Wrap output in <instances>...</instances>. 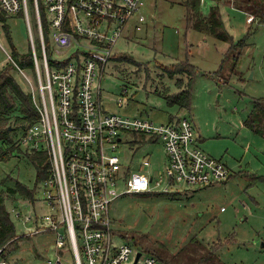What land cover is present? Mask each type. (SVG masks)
I'll return each mask as SVG.
<instances>
[{"label":"rangeland","instance_id":"374dc122","mask_svg":"<svg viewBox=\"0 0 264 264\" xmlns=\"http://www.w3.org/2000/svg\"><path fill=\"white\" fill-rule=\"evenodd\" d=\"M236 2L205 0L198 15L192 0H147L141 31L135 26V15L115 47L117 56L131 55L138 65L111 62L101 81L104 111L122 116L143 113L158 123H167L175 115L186 117L192 120L202 149L224 161L233 173L228 182L179 186L180 191H174L177 195L130 194L111 205L113 227L119 235H128L126 241L137 249L142 250L143 245L158 251L166 257V264H201L211 249L223 264H264V137L245 123L254 100L264 98V25H259L257 18L249 23L247 19L253 14L237 8ZM215 5L220 6L228 33L235 42L246 39L245 46L232 47L230 42L196 28L195 21H204ZM31 10V28L23 14L0 20V44L11 53L13 47L27 53L32 41L39 43L32 6ZM66 58L65 54L59 57ZM7 59L0 45V67ZM180 62H190L198 69L188 111L169 107L160 94L166 88L177 92V78L187 84L188 76L176 75L171 80L161 68ZM25 72L28 78L19 71L15 76L23 89L33 93L35 78L30 71ZM98 82L99 77L95 87ZM119 100L124 102L122 106ZM21 130L13 134L15 141ZM137 139L143 140L140 136ZM21 149L0 161V194L7 198L6 207L19 234L7 246L4 257L9 264H76L68 240L67 246L59 249L55 233L31 232L34 225L27 219L44 214L40 211L44 197L36 184V169L28 159L31 153ZM120 156L132 168L148 156L152 175L165 164L161 143L140 146L134 141L122 147ZM21 182L34 190L37 186L36 201L10 192L9 188ZM17 211L22 218L16 216ZM117 241H122L121 237Z\"/></svg>","mask_w":264,"mask_h":264},{"label":"built area","instance_id":"2783aa9c","mask_svg":"<svg viewBox=\"0 0 264 264\" xmlns=\"http://www.w3.org/2000/svg\"><path fill=\"white\" fill-rule=\"evenodd\" d=\"M146 1L0 0V20L23 14L29 26L32 6L39 32V43L32 41L30 49L33 103L39 118L20 133L15 146L47 155L48 165H44L47 175L39 180L44 214L30 215L27 222L34 225L31 232L55 233L59 249L68 240L76 264H164L119 235L111 205L130 194H171L180 191L179 186L228 182L233 174L224 161L202 149L193 122L186 117L158 123L145 115L104 111L101 81L133 16L137 15V31L143 28ZM247 20L255 21L253 15ZM0 45L7 63L28 78L27 70ZM64 54L67 58L60 60ZM134 141L161 143L164 167L152 175L148 156L137 168L124 164L120 150ZM15 214L22 218L20 212ZM119 237L122 241H117ZM5 253L0 248V264H9ZM137 253H141L138 262Z\"/></svg>","mask_w":264,"mask_h":264},{"label":"trees","instance_id":"16d2710c","mask_svg":"<svg viewBox=\"0 0 264 264\" xmlns=\"http://www.w3.org/2000/svg\"><path fill=\"white\" fill-rule=\"evenodd\" d=\"M236 1L237 8H239L240 10L243 9L247 13L253 14L254 20L255 18H257L259 20V25H264V0ZM200 4V0H192L191 6L194 7L198 15H200ZM246 12L245 14L247 15ZM222 18L223 17H221L220 6L215 5L211 8L210 15L204 21L202 19L195 21V26L198 30L203 32L205 31L216 37L218 40L230 42L232 44V47L236 46V44L240 47L245 46L246 39H242L238 42L234 41V37L231 36L226 30L225 23ZM6 32L8 34V39L10 42V30L7 28ZM11 54L21 68L33 72L34 63L30 50L27 53H20L13 47ZM113 60L114 62H124L138 65V62L135 60V58L128 54H120L118 56H115ZM51 63L53 64L54 61H52ZM161 68L165 70V74L169 79L173 80L176 75H186L188 76V82L186 85H184L183 81H180L181 78H177V92L171 93V88L163 89V93H160V91L157 90L156 92L160 93L163 96L164 101H166L169 107H178L179 110H190L193 101V81L198 72V69L190 62H180L174 64V66L170 68L161 65ZM15 72L17 73V69L13 63H7L6 65H4L0 72V161L7 160L13 155V152H19L22 150L21 147L15 146V136H13V134H15L20 129H22L21 131L26 130L28 127L35 124V121H37L39 118V112L36 105L33 103L32 93L27 92L25 89H23L22 85L19 83L15 76ZM140 114L142 116H148L143 113ZM250 114L251 115L245 122L246 125L252 131L264 137V98L254 100V106ZM180 118L182 117L177 115L172 116L167 121V123L175 122V120H178ZM11 122L14 123V126L11 124ZM144 143L145 141L141 143L140 146L144 145ZM28 159H30L29 162L36 169V184H39V180L47 175L45 173L47 167L44 168V165H48V156L42 153L35 152L28 154ZM232 178L233 177L231 176V179ZM18 184L19 183H17V186ZM17 186L9 188L10 192L15 194L17 193L20 196H25L27 198H30L31 200H35L34 193L36 192L37 186L35 187V190L31 189L29 186L23 184L22 182L19 184V188ZM153 194L161 196V194L165 193L161 192ZM6 200L7 198H4V195L0 194V248L4 250H7V246L17 240L19 236L12 215L6 207ZM122 238L125 241L129 240L128 235H122ZM141 248L142 250L155 255L162 263L166 264V257L159 254L158 251L152 250L148 247L146 248L143 245L141 246ZM200 263L223 264L220 260L219 255L216 254L214 249H211Z\"/></svg>","mask_w":264,"mask_h":264},{"label":"water","instance_id":"95a60500","mask_svg":"<svg viewBox=\"0 0 264 264\" xmlns=\"http://www.w3.org/2000/svg\"><path fill=\"white\" fill-rule=\"evenodd\" d=\"M215 1H219V0H215ZM140 254H141V253H137V256H136V257H137L136 262H138V260H139V258H140Z\"/></svg>","mask_w":264,"mask_h":264},{"label":"crops","instance_id":"0c3cea01","mask_svg":"<svg viewBox=\"0 0 264 264\" xmlns=\"http://www.w3.org/2000/svg\"><path fill=\"white\" fill-rule=\"evenodd\" d=\"M215 1V0H214ZM202 142V141H201Z\"/></svg>","mask_w":264,"mask_h":264}]
</instances>
